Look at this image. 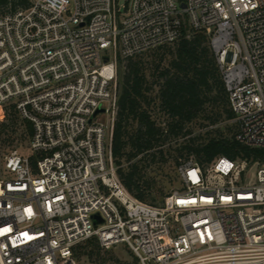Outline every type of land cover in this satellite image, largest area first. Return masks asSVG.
Listing matches in <instances>:
<instances>
[{
	"label": "built area",
	"instance_id": "1",
	"mask_svg": "<svg viewBox=\"0 0 264 264\" xmlns=\"http://www.w3.org/2000/svg\"><path fill=\"white\" fill-rule=\"evenodd\" d=\"M26 1L0 14V115L32 126L0 179V264H78L91 238L137 264H264L263 162L190 158L153 205L112 152L119 61L191 33L208 37L235 140L264 150V0Z\"/></svg>",
	"mask_w": 264,
	"mask_h": 264
},
{
	"label": "trees",
	"instance_id": "2",
	"mask_svg": "<svg viewBox=\"0 0 264 264\" xmlns=\"http://www.w3.org/2000/svg\"><path fill=\"white\" fill-rule=\"evenodd\" d=\"M19 5L25 6L27 1L0 0V14ZM117 76L113 158L121 182L138 200L159 205L155 198L147 201L152 185L144 179L142 164L149 158L151 161L164 158V151L156 148L172 140L177 143L185 136L190 137L174 149L177 168L190 158L203 168L219 157L264 163V150L243 146L235 140V126L227 128L231 136H226L219 127L222 122H231L234 114L208 37L203 33L184 34L172 47L163 46L119 61ZM158 114L166 120L160 122ZM7 117L12 122L18 116L11 110ZM20 121L30 139L31 124ZM193 124L206 130L204 134L193 135ZM8 128V124L0 123L1 131ZM88 241L100 246L95 238ZM80 247H74L76 259Z\"/></svg>",
	"mask_w": 264,
	"mask_h": 264
},
{
	"label": "rangeland",
	"instance_id": "3",
	"mask_svg": "<svg viewBox=\"0 0 264 264\" xmlns=\"http://www.w3.org/2000/svg\"><path fill=\"white\" fill-rule=\"evenodd\" d=\"M118 1L121 6H124L132 0ZM158 115L161 117L160 122L166 120L164 115ZM0 123L9 125L7 130H0V179H2L10 177L7 175L4 166L6 159L13 152H17L22 156L29 155V139L18 117L13 118L11 122L7 116L3 117V115H0ZM219 127L223 129V133L226 136H231L227 128H233L234 125L232 122H222L219 124ZM191 128L194 129L193 135L204 134L206 131L198 128V124L191 125ZM189 137L180 138L177 143L172 140L162 146H158L156 150L162 149L164 151V158L157 157L155 161H151L149 158L142 164L144 179L152 185L151 193L147 197L148 202H151V199L155 198L156 203L160 204L167 194L180 186V176L175 164L177 152L174 149ZM124 166H127V164H124ZM255 171V168L251 169L253 175H255ZM78 245L81 246L79 257L77 258L78 264H135L130 251L125 246L118 245L106 249L97 246L94 241L88 240Z\"/></svg>",
	"mask_w": 264,
	"mask_h": 264
},
{
	"label": "water",
	"instance_id": "4",
	"mask_svg": "<svg viewBox=\"0 0 264 264\" xmlns=\"http://www.w3.org/2000/svg\"><path fill=\"white\" fill-rule=\"evenodd\" d=\"M103 110L102 109H99L98 111H97V113L98 112H102ZM96 220V223H98V220L97 219H95Z\"/></svg>",
	"mask_w": 264,
	"mask_h": 264
}]
</instances>
